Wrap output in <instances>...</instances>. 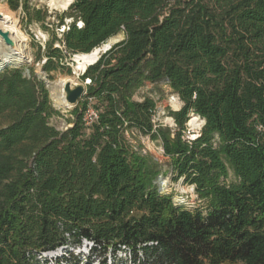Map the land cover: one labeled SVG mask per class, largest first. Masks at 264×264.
Masks as SVG:
<instances>
[{
    "label": "trees",
    "instance_id": "obj_1",
    "mask_svg": "<svg viewBox=\"0 0 264 264\" xmlns=\"http://www.w3.org/2000/svg\"><path fill=\"white\" fill-rule=\"evenodd\" d=\"M67 16L48 73L125 39L81 78L91 82L65 132L49 124L58 112L44 83L0 72V264H64L42 256L63 248L71 259L68 247L86 243L89 259L127 250L144 264H264V0H75ZM164 81L184 103L174 133L155 127L154 99L134 100ZM89 104L99 121L86 127ZM190 114L205 125L185 140ZM132 129L162 142L203 210L159 192Z\"/></svg>",
    "mask_w": 264,
    "mask_h": 264
},
{
    "label": "rangeland",
    "instance_id": "obj_2",
    "mask_svg": "<svg viewBox=\"0 0 264 264\" xmlns=\"http://www.w3.org/2000/svg\"><path fill=\"white\" fill-rule=\"evenodd\" d=\"M18 3L16 10L12 9V5ZM27 5L28 8H25ZM72 5V4H71ZM71 7V6H70ZM69 7V8H70ZM0 11L8 12L16 21L17 28L25 36L28 45L27 55L31 63L24 62L21 65L10 66L7 69H20L28 78L34 77L38 81L45 84L49 91V97L51 105L57 115L53 116L49 120L50 126L56 128L60 132H65L67 129L72 127V122L76 119L72 114L75 108L63 109L59 108L52 99L51 87L52 84L63 79L76 78L74 81H69L73 86L76 84H83L81 76L78 77L73 71L75 68H70L68 64L69 57L62 65L59 66L57 71L48 73L45 71L44 66L48 61V45L53 42L54 48H60L64 51V46L61 42L55 41L54 39H62L65 31L68 30L69 25L73 22L72 18L68 15V10L62 8H52L48 3L42 0H0ZM65 26H62L61 18ZM43 19L38 21L37 19ZM125 39L124 34H120L112 39V45L119 43ZM60 65V62H57ZM87 93V91H86ZM145 97H151L157 104V109L153 117V123L155 127H162L163 129H169L172 133L179 131V127L172 117L173 112H177L183 109L184 103L180 97L171 89L167 82H161L158 84L146 83L145 87L142 88L134 97L137 102H142ZM84 99V98H83ZM174 100L180 102L178 109L172 104ZM4 123L0 120V125ZM204 127V120L199 118L195 114H190L189 121L187 123V131L184 133L185 140H194L198 138ZM126 137L129 143L139 151L142 155L150 159V163L153 166L155 172H158L155 184L161 194L171 195L177 206H184L189 210L201 209L203 210L206 203L199 199L195 187L187 184L185 179L175 180V176L172 170V160L165 154L162 142L160 140H152L149 136H145L143 133L136 129H132L126 133ZM229 181L235 180L233 171L229 167ZM91 244L86 243L80 247H68L69 251L73 253V258L70 259L68 254L63 250L59 249L55 253L45 254L42 256V261L48 260L55 263L56 259H59L64 264H98L100 262H106V264H144L143 260L140 262H134L128 255L127 250L118 253L116 256L110 252L105 255L103 251H98L93 257L88 258V251ZM69 259V263L63 261V258Z\"/></svg>",
    "mask_w": 264,
    "mask_h": 264
},
{
    "label": "bare ground",
    "instance_id": "obj_3",
    "mask_svg": "<svg viewBox=\"0 0 264 264\" xmlns=\"http://www.w3.org/2000/svg\"><path fill=\"white\" fill-rule=\"evenodd\" d=\"M43 2L48 3L52 8H62L63 10H68L71 4H73L74 0H42ZM2 10V9H0ZM0 30L4 32H9L11 40L15 44V48H12L10 45L6 43L3 37L0 35V69H3L6 65L16 66L21 65L24 62H30L27 55V40L25 36L19 31L17 28V23L14 18L5 11H0ZM112 46L111 40L103 44L102 46L96 48L90 54H77L74 57V74L80 77L81 73L86 71L89 65L93 64L96 60L103 55L110 47ZM4 70V69H3ZM76 78H69L59 80L52 84L51 96L55 104L59 108L67 109L69 107L65 102V94H64V86L69 83V81H74ZM176 109L179 108L180 102L178 100H174L172 103ZM49 255V253L47 254Z\"/></svg>",
    "mask_w": 264,
    "mask_h": 264
},
{
    "label": "water",
    "instance_id": "obj_4",
    "mask_svg": "<svg viewBox=\"0 0 264 264\" xmlns=\"http://www.w3.org/2000/svg\"><path fill=\"white\" fill-rule=\"evenodd\" d=\"M74 1H73V3H74ZM1 17H2V15H0V18ZM0 35L3 37V39L6 41V43L8 45H10L12 48H15V44L11 40L9 32H4V31L0 30ZM112 47H113V45L110 47V49H108L106 52H104L103 55L106 54L108 51H110L112 49ZM74 57H75V55H73V57L70 59V63L68 64V66L70 68H73L74 64L76 63L74 60ZM101 57H102V55L93 64L89 65V67L95 65L101 59ZM7 67H10V66L6 65L3 69H5ZM3 69H0V72L3 71ZM87 69H86V71H87ZM86 71L81 73V75H80L81 78L85 75ZM73 75H74V71H73ZM82 82H83V84H76L74 86L71 83H67L64 86L65 102L69 106V107H67V109L68 108H76L79 105V103L82 101V99L85 97L86 91H87V86L90 84V82H88V81H82ZM204 125H205V121H204Z\"/></svg>",
    "mask_w": 264,
    "mask_h": 264
},
{
    "label": "built area",
    "instance_id": "obj_5",
    "mask_svg": "<svg viewBox=\"0 0 264 264\" xmlns=\"http://www.w3.org/2000/svg\"><path fill=\"white\" fill-rule=\"evenodd\" d=\"M78 26L81 28L83 23H79ZM88 82H91L88 80ZM99 121V112L96 108L89 104L83 114V123L86 127H91Z\"/></svg>",
    "mask_w": 264,
    "mask_h": 264
}]
</instances>
